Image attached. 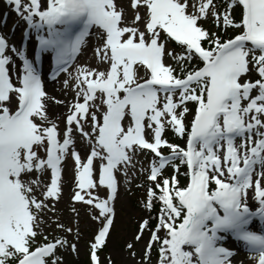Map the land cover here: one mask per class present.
I'll list each match as a JSON object with an SVG mask.
<instances>
[{
  "label": "snow or ice",
  "instance_id": "1",
  "mask_svg": "<svg viewBox=\"0 0 264 264\" xmlns=\"http://www.w3.org/2000/svg\"><path fill=\"white\" fill-rule=\"evenodd\" d=\"M6 4L0 264H264V0Z\"/></svg>",
  "mask_w": 264,
  "mask_h": 264
},
{
  "label": "rangeland",
  "instance_id": "2",
  "mask_svg": "<svg viewBox=\"0 0 264 264\" xmlns=\"http://www.w3.org/2000/svg\"><path fill=\"white\" fill-rule=\"evenodd\" d=\"M3 2H6V0H0V34H3L8 38L10 45H16L17 47H24L28 51V54L31 56L34 52V46L31 47L30 43L28 44L24 43L23 32L26 27L24 22L17 17V14L14 11H12L8 5L6 6L8 9H4L5 4H3ZM32 39H34V34L32 36ZM93 44H95L94 37H93ZM91 55H92V51L91 49H89L87 51V54L81 57V63L86 62L91 57ZM45 56H48V59L42 58L41 68L42 69L44 68L47 73L45 75L47 91L53 95L60 96L61 93L59 91V87H60L59 84L53 83L50 79H48V76L50 75L51 72L50 55L45 54ZM57 111L62 112L64 111V109L60 108L57 109ZM65 191L67 194L68 189L66 188ZM140 195H141L140 192H136L135 196L131 197L129 200V203L133 207V210L136 204V199ZM65 199L67 200V195ZM134 226H135L134 221L128 220L123 225L122 230L125 233H128L129 229L133 228ZM93 227L94 226L89 225V227L84 230L86 238L91 237ZM109 251L111 252L112 249L110 248ZM241 255L243 259L247 260L248 257L246 253H242ZM115 258L117 260V264H120L121 260L125 258V254L121 252V254L117 255ZM69 264H87V257L85 254H83V249L80 259H76L75 257H71V256L69 257Z\"/></svg>",
  "mask_w": 264,
  "mask_h": 264
},
{
  "label": "bare ground",
  "instance_id": "3",
  "mask_svg": "<svg viewBox=\"0 0 264 264\" xmlns=\"http://www.w3.org/2000/svg\"><path fill=\"white\" fill-rule=\"evenodd\" d=\"M3 4H5V7H4V9H8V8L6 7V6H7L6 2H3ZM42 72L44 73V75H46V74H47L44 68L42 69Z\"/></svg>",
  "mask_w": 264,
  "mask_h": 264
}]
</instances>
